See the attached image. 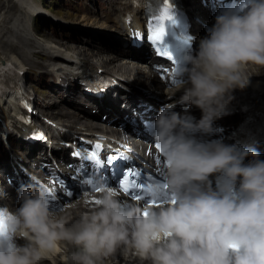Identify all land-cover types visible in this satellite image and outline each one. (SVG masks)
Segmentation results:
<instances>
[{"label": "clouds", "instance_id": "9594fccd", "mask_svg": "<svg viewBox=\"0 0 264 264\" xmlns=\"http://www.w3.org/2000/svg\"><path fill=\"white\" fill-rule=\"evenodd\" d=\"M184 61V79L173 85L179 100L151 123L167 201L126 202L98 183V203L60 219L44 189L22 186L16 210L0 208V264H42L54 249L64 264H105L121 247L140 264H264V160L255 149L197 135L214 131L231 92L249 85L247 70L264 68V0L221 11ZM177 104L187 108L178 112Z\"/></svg>", "mask_w": 264, "mask_h": 264}, {"label": "bare ground", "instance_id": "6f19581e", "mask_svg": "<svg viewBox=\"0 0 264 264\" xmlns=\"http://www.w3.org/2000/svg\"><path fill=\"white\" fill-rule=\"evenodd\" d=\"M17 1L18 10L15 15L6 13V2L0 6V65L8 63L12 67H17L20 71H24V76L26 71L33 73L32 71L34 70L38 72V79L35 80L39 86L36 90L41 88L39 91L41 98L37 100L38 107L42 114L56 119L58 125L78 132H94L98 130L118 134V130L103 123L110 119L116 117L122 118L127 115L128 111L137 103L135 102V97L145 98L151 103L161 101L157 104L162 105L173 98H179L182 94L179 91H175L173 86L157 92L156 90L165 83L162 84L151 72L141 69V65L117 58L121 55L136 59L135 55L129 54L126 51V47H122L126 40L125 34H121L122 19L127 12L133 15V20H138L139 7H135V4L140 3L141 0H98L109 5L108 14H97L92 9L84 8L81 12L84 14L83 20L85 23H88L86 22L88 20L94 22L96 20L108 21L110 20V13L114 12L115 14L111 18V21L115 28L118 29V36L114 35L112 37H103L101 36L102 34L72 30V36L65 39L71 43L69 45H73L77 49H81L83 46L86 51L85 54L92 53L84 57L81 52L78 54L76 50L68 49L65 45L66 42L62 43L58 40H51L42 35V30L39 29L36 23H29L31 15L24 10L26 8L29 12H31L30 9L36 12V6L33 8V4L29 0ZM91 17L92 19H89ZM56 28L59 30L64 29L60 28L59 25ZM74 34L75 36H73ZM112 39L113 41H111ZM53 42H56V45H54L55 43L52 44ZM94 54L116 59L115 65L123 74L113 71L112 68L104 66L103 63H99ZM95 65L103 68L106 73L112 72L117 77L125 80L124 84L122 82L120 84L128 92L123 90L109 91L108 97L98 101L82 96L73 83H70L66 89H63L55 87L54 83L51 84L52 80L49 81L45 78L49 76L55 80L58 78L66 80L78 79L79 76L77 74L79 71H83L84 73L91 72L96 69ZM257 70H259V74L256 73L258 72ZM94 71L97 72V70ZM247 72L250 76V83L244 88L246 96L251 99L253 98L258 108H264V68L253 66ZM141 89L147 90L148 93L142 92ZM173 91H175V95H172ZM4 96L5 94L0 96V117L9 125L13 119L11 116L13 107L4 102L2 99ZM200 115L201 113H197L195 117L200 118ZM100 117H104L103 123L94 122ZM216 122L222 123L220 120H216L214 123ZM131 141L135 148L142 146L143 150L147 147L136 140ZM22 151H24V156L27 160L31 158L33 163H37V155L35 153L29 152L26 149ZM55 163L57 165L60 164L57 159H55ZM94 200L95 195L84 197L81 195L72 202V208L66 209L63 213L56 212L55 214L60 219L69 216L76 218L82 210H87L84 205L90 207L94 204ZM17 207L14 206L13 210L15 211ZM130 252L132 251L122 247V250L117 249L114 254L122 257L124 253L129 254ZM47 258L51 264H64V255L58 249H54L51 254H48ZM133 261L136 264H140L137 256Z\"/></svg>", "mask_w": 264, "mask_h": 264}, {"label": "rangeland", "instance_id": "374dc122", "mask_svg": "<svg viewBox=\"0 0 264 264\" xmlns=\"http://www.w3.org/2000/svg\"><path fill=\"white\" fill-rule=\"evenodd\" d=\"M5 2H6V7H7L6 13L8 14L11 13L10 15H13V14L15 15L18 10V5H17L18 1L17 0H0V6ZM31 2L38 5V7H39L40 2L46 3L45 6L41 7V9H44L45 12H48L47 19L49 20L36 19L37 24L39 25V29L42 30V33H43L42 35H44L46 38H49L51 40H58L62 43L66 42L65 45L68 49L76 50L78 54H80L79 52H81L83 57L85 55H90L92 53L89 52L85 54L86 51L83 48V46L81 47V49H77L73 45H69L71 43L67 42V40L65 39L66 37L72 36V33H71L72 30L85 31L87 33H92V34H102L101 36L103 37L112 36V33L110 32H112L113 27L111 26L110 23H106L103 20H96L95 22L88 20L86 21L88 23H85V21L83 20L84 14L81 13V10L84 7L85 8L89 7L92 10H95L97 12L100 11V13L107 12L109 10L108 9L109 6L107 4H101V2L99 1L92 2V0H31ZM89 19H92V17ZM58 25L60 28H64V29H61V30L57 29L56 26ZM65 28H66V31H65ZM73 36H75V34ZM41 38L43 39V37ZM111 41H113V39ZM52 44L56 45V42H53ZM103 56L104 55L94 54V57H96L99 63H103L104 66L110 69L112 68L113 71L122 73L118 70L117 66L115 65L117 62L116 59L109 58V57L105 58ZM257 71L258 72L256 73L259 74L260 73L259 70ZM34 73L27 72V76L25 75L26 77L23 78V83L27 87V89H29L32 93H34L37 96V99H38V98H41V94L39 92L41 88L36 90L39 86L37 85V82L35 81L37 78V75H36L37 72L35 74ZM48 79L50 78L48 77ZM52 212H58V211H52Z\"/></svg>", "mask_w": 264, "mask_h": 264}, {"label": "snow or ice", "instance_id": "6c2138e0", "mask_svg": "<svg viewBox=\"0 0 264 264\" xmlns=\"http://www.w3.org/2000/svg\"><path fill=\"white\" fill-rule=\"evenodd\" d=\"M166 11L160 16L159 23L152 32L151 39L160 42L165 35V21L175 23L173 14L171 13V6L169 5V0H165ZM162 56L170 58V54L167 51L160 53ZM174 83V82H173ZM95 150L91 151L86 159L94 163L95 165L104 164L108 166H114L118 161H124L127 157L110 155L107 157L106 161L101 159L99 150L101 145L96 144L94 146ZM75 155L79 156L80 153ZM130 171L126 170L123 172L122 177L118 179L117 186L124 194H130L132 198L136 201L147 199V204L150 207H159L161 204L165 203L168 199L167 186L163 183H144L138 182L135 178H130ZM137 175V174H133ZM88 185H91L90 180H86ZM93 191H99L97 186L91 187ZM72 192H68V196H72ZM174 202V199L173 201ZM93 203H98L94 200ZM146 215V213H145Z\"/></svg>", "mask_w": 264, "mask_h": 264}]
</instances>
